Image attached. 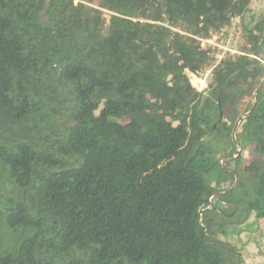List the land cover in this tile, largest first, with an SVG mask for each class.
<instances>
[{
    "label": "trees",
    "instance_id": "trees-1",
    "mask_svg": "<svg viewBox=\"0 0 264 264\" xmlns=\"http://www.w3.org/2000/svg\"><path fill=\"white\" fill-rule=\"evenodd\" d=\"M252 1L0 0V264H242L208 232L264 233V86L232 136L264 80Z\"/></svg>",
    "mask_w": 264,
    "mask_h": 264
},
{
    "label": "rangeland",
    "instance_id": "rangeland-1",
    "mask_svg": "<svg viewBox=\"0 0 264 264\" xmlns=\"http://www.w3.org/2000/svg\"><path fill=\"white\" fill-rule=\"evenodd\" d=\"M263 13L264 0H254L251 2L249 12L243 17V20L244 22H247L251 18V16L258 17ZM241 20L242 18L233 19L231 25L223 28L220 32L213 34L211 37L208 38L207 43H204V45L206 46L210 45L217 49L218 60L222 59L223 57L229 54L235 55L241 53ZM210 72L211 70H207L197 76L203 79L206 78L208 85ZM188 75L190 76V74ZM252 102L253 99L251 100V103ZM222 144L223 143H220L218 144L219 146L215 147L220 148ZM217 151V148H215V150L213 151V155L216 159L219 157V153ZM233 152L234 148L232 146H229L225 156H223L222 159H218V165H214L207 173L206 177L210 181L211 185L217 184V176L221 170H224V168L226 167H234L237 164L239 167L244 166L253 157L248 148L242 149L239 145H236V153L232 157H230L229 154ZM224 159L228 160L230 164L227 165L225 162H223L225 161ZM221 162H223V165L221 164ZM225 186H227V184ZM238 191L239 190L236 189L234 195L237 196ZM218 205L221 208L223 206L226 207L225 203H220ZM231 217H221V221L224 222L225 220L232 219ZM260 221L261 220L257 221L254 217V220H247L241 225H231L229 231L226 230V232L220 231L218 229H213L212 232H208V239L211 241H220L223 243H228L231 246L235 247L237 250H239L241 254L242 264H264V233L260 232ZM76 255L78 259L81 260H84L86 258L84 254L80 252H76Z\"/></svg>",
    "mask_w": 264,
    "mask_h": 264
},
{
    "label": "built area",
    "instance_id": "built-area-1",
    "mask_svg": "<svg viewBox=\"0 0 264 264\" xmlns=\"http://www.w3.org/2000/svg\"><path fill=\"white\" fill-rule=\"evenodd\" d=\"M208 40V39H207ZM207 40H203V43H207ZM190 82L197 91H204L207 88L206 78H200L196 74L190 73Z\"/></svg>",
    "mask_w": 264,
    "mask_h": 264
},
{
    "label": "water",
    "instance_id": "water-1",
    "mask_svg": "<svg viewBox=\"0 0 264 264\" xmlns=\"http://www.w3.org/2000/svg\"><path fill=\"white\" fill-rule=\"evenodd\" d=\"M263 85H264V80L262 81L261 85L259 86V88H258V90H257V92H256V94H255V98H254V102H253V106H252V108H251L248 112L244 113L242 116H240V117L238 118V120H237V122H236V124H235L234 130H233V134H232V136L234 135L235 130H236L238 124L243 120V118H245L247 115H249V114L251 113V111H252L254 105L256 104V102H257V100H258V96H259L260 90L262 89ZM210 203H211V202H210ZM201 212H202V211H199V214H201Z\"/></svg>",
    "mask_w": 264,
    "mask_h": 264
},
{
    "label": "crops",
    "instance_id": "crops-1",
    "mask_svg": "<svg viewBox=\"0 0 264 264\" xmlns=\"http://www.w3.org/2000/svg\"><path fill=\"white\" fill-rule=\"evenodd\" d=\"M251 219L254 220V215H251L248 220H251Z\"/></svg>",
    "mask_w": 264,
    "mask_h": 264
}]
</instances>
